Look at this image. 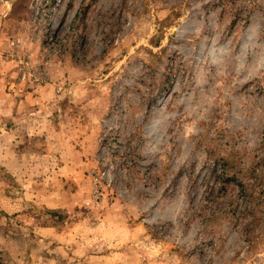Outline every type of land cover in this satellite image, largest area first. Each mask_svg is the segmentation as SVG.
<instances>
[{
    "label": "rangeland",
    "instance_id": "1",
    "mask_svg": "<svg viewBox=\"0 0 264 264\" xmlns=\"http://www.w3.org/2000/svg\"><path fill=\"white\" fill-rule=\"evenodd\" d=\"M0 264H264V0H0Z\"/></svg>",
    "mask_w": 264,
    "mask_h": 264
},
{
    "label": "trees",
    "instance_id": "2",
    "mask_svg": "<svg viewBox=\"0 0 264 264\" xmlns=\"http://www.w3.org/2000/svg\"><path fill=\"white\" fill-rule=\"evenodd\" d=\"M221 2L225 3L228 5L230 2L234 3L235 5L237 4L238 0H220ZM240 1V0H239ZM86 8L82 9V14H85ZM243 8H237V10L234 11L233 13V20L232 24H235L237 20L244 14ZM246 11V10H245ZM165 87V81H162L159 90L161 91ZM231 158L229 157H216L213 159V165L218 166V169L220 168L221 174L218 176L222 182V186H227L230 184L236 185L239 187L240 190L243 192L245 191L244 184L242 182L241 176H239V169L238 166L230 160ZM213 173H215L213 171Z\"/></svg>",
    "mask_w": 264,
    "mask_h": 264
}]
</instances>
